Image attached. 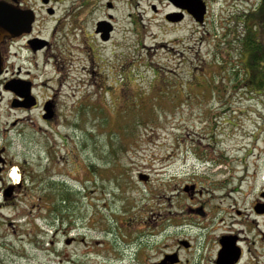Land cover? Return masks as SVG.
I'll use <instances>...</instances> for the list:
<instances>
[{"label": "rangeland", "instance_id": "1", "mask_svg": "<svg viewBox=\"0 0 264 264\" xmlns=\"http://www.w3.org/2000/svg\"><path fill=\"white\" fill-rule=\"evenodd\" d=\"M262 1L210 0L200 27L169 22L168 0H21L50 46L13 45L7 76L29 71L58 116L14 108L0 79L5 179L24 183L0 207V264H153L178 240L205 250L224 230L256 241L264 264V218L250 215L264 192V92L207 87L223 80L229 49L239 56L238 36L255 27L247 16L259 7L264 18ZM106 19L108 41L96 31ZM165 85L175 97L153 110ZM51 183L69 188L70 203ZM192 184L203 193L186 191Z\"/></svg>", "mask_w": 264, "mask_h": 264}, {"label": "flooded vegetation", "instance_id": "2", "mask_svg": "<svg viewBox=\"0 0 264 264\" xmlns=\"http://www.w3.org/2000/svg\"><path fill=\"white\" fill-rule=\"evenodd\" d=\"M0 1H6L8 3L13 2V0H0ZM49 1L52 2V0ZM204 1L207 5V11L205 12L202 21L196 20L195 17L189 11L177 7L176 5H174L172 1L171 2L169 1L170 4L172 5V10L170 12H175L177 14H174L171 17H168L167 19L170 21H172L171 19L173 20L177 19L176 21L171 22L173 24L182 23L186 19H191L196 23V25L202 27L203 25L206 24V22H208L209 12H210V0H204ZM23 3L24 2H20L18 5L24 8L22 6ZM36 21H37V15L35 22ZM38 39H45V38H43L39 34H35L34 27L30 33H23L16 37H9L7 35L2 36V38L0 39V58L2 60V66L0 69L1 70L0 79H3L2 82L4 81V89L10 92L13 96L12 106L14 108H20L25 111L28 110L32 112L42 107L40 118L44 120L46 123H52L54 119L57 118L58 116L55 100L52 97H48L45 99L40 97L36 89L37 83L35 82V79L30 77L28 74L30 72L28 71L24 76L21 75L20 73L15 74L14 72L9 77L7 76L8 75L7 73L9 71L8 63L10 61V58L13 55H17L16 52L12 51L13 45H16L24 40L25 43L24 46L32 53L43 51L44 48L50 46V42H48L44 45V47L39 48V46L43 44L44 41ZM11 80H15L13 82L19 83V85L21 84L23 85L22 94L17 93L14 87H9L8 84L10 83ZM47 103H50L51 105V112H49L46 108ZM46 115H50V117H46ZM38 117L39 116L35 114V116L30 117L29 120L35 118L37 123ZM6 150H7L6 146L3 145L0 147V194L4 192V196L0 198V202H1L0 207L10 206V204L13 201L10 200L9 198H12L14 196V194L17 191V188H21V185L24 186V183L14 185L5 179L10 166L8 159L4 156V152H6ZM192 185H194L195 187L189 190H192L191 192L193 194L197 192L199 194L203 193V190H201L196 184H192ZM250 210H251L250 215L252 214L254 215V218L256 219L255 221H257L256 217L264 218V192H261L260 196L253 201L252 205L250 206ZM237 214L240 217H242L243 211L237 210ZM243 223H245V219H243ZM263 235L264 234H260V236ZM69 240H70L69 243H71L72 241H75V238H70ZM182 240H184L185 243H183ZM182 240H178V244L176 245V247H174V249L160 254V258L154 261L153 264H159L162 261H166L167 264H257V260L254 254L255 250L252 251L251 248V244H254V246H256L257 242L251 241L249 237L245 236L244 234H242L241 231L238 230L222 231V233H219L216 236L215 243H212L210 248L205 247V250L204 248L193 250V244L189 240L186 239H182ZM187 251H189V254L191 252H195V256L193 258V260L195 261H191L189 254L184 255L186 256V258L185 259L183 258V253H186ZM206 251L208 252L211 251L213 254L212 253L209 254L210 252L207 253ZM262 257L264 258V251L262 253Z\"/></svg>", "mask_w": 264, "mask_h": 264}, {"label": "trees", "instance_id": "3", "mask_svg": "<svg viewBox=\"0 0 264 264\" xmlns=\"http://www.w3.org/2000/svg\"><path fill=\"white\" fill-rule=\"evenodd\" d=\"M262 3L264 4V0ZM258 8H254V12L247 16L248 21L250 22L251 18V24L255 27L248 26V31L246 32L247 34L244 36H238L242 46L239 56L234 57V55L230 52V49L227 51V55L223 56V61L226 68L222 72L223 80L219 81L217 78V84L216 76L214 74L213 78H208L209 81L207 87L210 91L213 92V90H216L219 95H223V92L225 91L224 88H226L227 84L231 88L237 87L238 90L240 89L239 85L241 83L244 85L247 92H264V18L260 16V9ZM254 28H257V30ZM164 88L167 89V92L169 93H167V96H165L166 93H163L162 98L159 100L156 99V102L152 104L153 110H158L155 106L156 103L160 105L165 102L164 100H166L168 103L173 101L175 94L170 90L171 86L165 85ZM210 125L212 128H216L218 126L217 120L211 121ZM218 161L228 162L227 159H219ZM212 163L216 164L218 162L214 161ZM53 190L59 191L62 199L59 201L60 203H66L67 201L70 203L72 192L69 190V188L62 184L51 183L50 191ZM51 194L52 193H50L49 196ZM55 201H58V199H55ZM56 207L58 208L61 206L57 204Z\"/></svg>", "mask_w": 264, "mask_h": 264}, {"label": "water", "instance_id": "4", "mask_svg": "<svg viewBox=\"0 0 264 264\" xmlns=\"http://www.w3.org/2000/svg\"><path fill=\"white\" fill-rule=\"evenodd\" d=\"M19 1V0H14ZM45 3L48 2V0H43ZM176 5L182 7L183 9L188 10L190 13L193 14V16L199 20L202 21L204 18V14L206 12V4L203 0H171ZM53 9H49V13H53ZM35 20V13L32 9H23L15 4H9L4 1H0V39L2 36L7 35L9 37H15L18 35H21L22 33H29L32 29V24ZM98 30L97 31H103L102 38L108 39L109 38V32L113 28L110 22L108 21H100L98 23ZM40 40V39H39ZM43 41V40H41ZM47 41L44 40V43L39 46L42 47L44 44H46ZM2 63L0 58V69H1ZM1 71V70H0ZM1 73V72H0ZM15 80H11L8 84L9 87H14V89L17 91V93L22 94L23 93V85H19V83L13 82ZM47 110L51 112V105L50 103H47ZM46 117H50V115H46ZM193 188V186L191 187ZM185 190H189V186H186ZM68 243L70 240L67 241ZM185 243V241H182ZM166 261H162L159 264H165ZM167 264V263H166Z\"/></svg>", "mask_w": 264, "mask_h": 264}, {"label": "bare ground", "instance_id": "5", "mask_svg": "<svg viewBox=\"0 0 264 264\" xmlns=\"http://www.w3.org/2000/svg\"><path fill=\"white\" fill-rule=\"evenodd\" d=\"M19 173L17 172L16 169L13 170V172L11 173V177H13L16 181H18L19 179Z\"/></svg>", "mask_w": 264, "mask_h": 264}]
</instances>
